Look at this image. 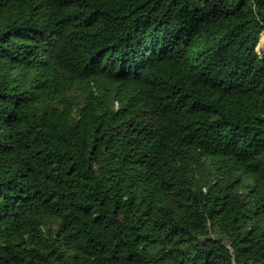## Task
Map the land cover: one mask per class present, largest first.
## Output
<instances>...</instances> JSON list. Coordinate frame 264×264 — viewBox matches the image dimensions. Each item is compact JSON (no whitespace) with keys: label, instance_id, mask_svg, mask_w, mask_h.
<instances>
[{"label":"trees","instance_id":"trees-1","mask_svg":"<svg viewBox=\"0 0 264 264\" xmlns=\"http://www.w3.org/2000/svg\"><path fill=\"white\" fill-rule=\"evenodd\" d=\"M264 0H0V264H264Z\"/></svg>","mask_w":264,"mask_h":264},{"label":"rangeland","instance_id":"rangeland-1","mask_svg":"<svg viewBox=\"0 0 264 264\" xmlns=\"http://www.w3.org/2000/svg\"><path fill=\"white\" fill-rule=\"evenodd\" d=\"M260 43H264V34H263V36L261 37Z\"/></svg>","mask_w":264,"mask_h":264}]
</instances>
